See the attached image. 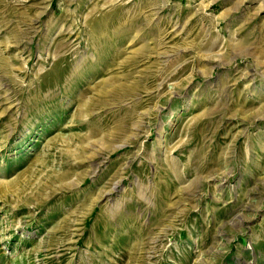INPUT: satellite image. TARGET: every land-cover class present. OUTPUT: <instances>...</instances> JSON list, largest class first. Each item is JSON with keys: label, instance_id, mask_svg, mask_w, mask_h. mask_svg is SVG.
<instances>
[{"label": "rangeland", "instance_id": "374dc122", "mask_svg": "<svg viewBox=\"0 0 264 264\" xmlns=\"http://www.w3.org/2000/svg\"><path fill=\"white\" fill-rule=\"evenodd\" d=\"M0 264H264V0H0Z\"/></svg>", "mask_w": 264, "mask_h": 264}, {"label": "bare ground", "instance_id": "6f19581e", "mask_svg": "<svg viewBox=\"0 0 264 264\" xmlns=\"http://www.w3.org/2000/svg\"><path fill=\"white\" fill-rule=\"evenodd\" d=\"M135 125V124H134ZM136 127V126H135ZM135 129V128H134ZM92 142V141H91ZM121 148V147H120ZM94 149V148H93ZM98 150V149H97ZM161 231V230H160Z\"/></svg>", "mask_w": 264, "mask_h": 264}]
</instances>
